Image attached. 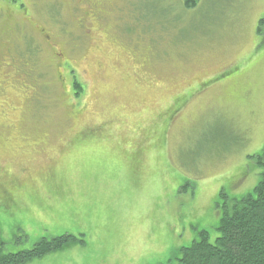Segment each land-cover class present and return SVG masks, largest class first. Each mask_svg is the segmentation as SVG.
I'll return each mask as SVG.
<instances>
[{"label": "rangeland", "instance_id": "obj_1", "mask_svg": "<svg viewBox=\"0 0 264 264\" xmlns=\"http://www.w3.org/2000/svg\"><path fill=\"white\" fill-rule=\"evenodd\" d=\"M263 20L264 0H0L1 251L71 234L27 264H178L215 241L222 194L264 179Z\"/></svg>", "mask_w": 264, "mask_h": 264}, {"label": "trees", "instance_id": "obj_2", "mask_svg": "<svg viewBox=\"0 0 264 264\" xmlns=\"http://www.w3.org/2000/svg\"><path fill=\"white\" fill-rule=\"evenodd\" d=\"M182 1L187 8H195L199 0ZM263 23L264 20L260 26ZM73 81V95L79 98L83 93L82 84L76 79ZM255 158L263 166L264 149ZM222 197L225 202L217 227L219 236L212 242L209 232H199L192 246L174 254L178 264H264V179L242 198H229L227 194ZM79 242L84 243L70 234L41 239L33 248L15 254L3 253L0 249V264H27Z\"/></svg>", "mask_w": 264, "mask_h": 264}]
</instances>
